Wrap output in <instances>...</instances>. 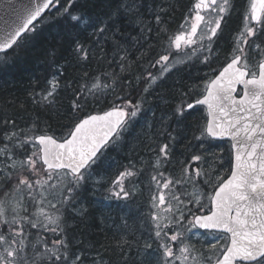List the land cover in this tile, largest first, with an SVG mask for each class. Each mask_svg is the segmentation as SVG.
I'll return each instance as SVG.
<instances>
[{
	"label": "trees",
	"instance_id": "obj_1",
	"mask_svg": "<svg viewBox=\"0 0 264 264\" xmlns=\"http://www.w3.org/2000/svg\"><path fill=\"white\" fill-rule=\"evenodd\" d=\"M245 1L248 2L235 0L238 7H235L231 22L224 26L218 41L220 52H212L207 63L195 60L178 66L179 70L195 68L198 71L170 72L155 87L150 88L148 93H144L146 84L137 82V77L147 75L142 72L141 66H147L150 60L154 62L160 54H165L162 46L168 43L170 37L174 39L175 35L180 34L200 0H72L71 11L81 15L82 20L106 22L107 30L100 38V43H94L95 29L85 23L81 22L76 28L68 26L67 16H61L60 13L69 6V0H58L35 25L33 31L27 33L10 52L0 56V147L11 148L22 158L26 157L21 153L30 152L28 144L22 143L29 141L28 138L37 134H51L60 138L67 133L68 128L65 125L69 123L68 105L73 99L72 92L82 85H87L91 90L83 108L88 115L116 107V98L129 93L133 103L137 99L143 101L137 116L129 117V127L122 130L121 137L114 147L107 151L109 163L115 161L109 181H115L119 173L126 169L135 173L124 180L126 190L130 192L129 197L126 200L121 197L117 201L110 191L112 183L108 184V180L100 183L101 195H111L110 197L119 204L121 200L126 202V210L128 204L131 206L128 218H120L116 222L112 218L111 223H106V214L101 205L95 203L96 197L93 195V187L99 183L86 176L75 194L78 206L82 204L84 207L81 212L76 210L74 203L71 206L68 203L58 206V210H52L50 218L56 220L55 225L48 218L44 226L25 228L30 234V250H27V255L32 257L39 253L29 264H50L44 251L51 248L52 242L57 239H65L67 247L80 254L83 262L94 261L100 257L103 258L104 264H132L137 250L143 248V235H149L147 239L157 237L153 236L149 221V218H152V207L148 203L150 194L139 199L140 194L135 193L137 190L132 188L136 185L135 177L145 173V163H135L133 160L138 158V153L144 146V142H141L142 139L144 141V136L141 138L139 129L149 119L154 120V131L163 141L168 144L180 142L179 148L177 147L179 153L175 149L168 158V162L172 164L169 168L186 167L185 163L194 153H198L201 158L203 156L206 174L201 171V174L194 178L195 183L207 194H210L212 189L206 187L202 181L209 178L211 171L220 173L223 178L229 174L230 161L232 163L230 144L227 141H212L205 134L202 135L201 141L196 140L206 124L207 118L203 108L194 107L183 111L182 114L176 113V108L181 105V99H178L181 95L184 101L183 109L188 103L199 99L204 94L207 81L229 59L236 33L240 30L239 24L234 25L233 20L238 12L240 17L244 14L239 6H243ZM150 16L152 17L149 18ZM150 19H153L154 24ZM250 40L256 39L252 37ZM225 42L229 43L228 46ZM256 42L264 49V42ZM77 44L88 50V59H83V53L77 54ZM172 52L174 55L170 57L176 56L174 45ZM212 69L215 72H209ZM152 72L159 76L160 66L152 69ZM105 74L113 75L105 79ZM53 78L58 81V87L52 102L48 106L35 102L34 94H44L46 89L51 90L50 81ZM93 84L97 87L93 88ZM173 117L178 118L176 123L171 121ZM5 132L17 135L9 142L4 139ZM219 161L223 162V169ZM190 162L199 166L202 159H192ZM175 163L177 165H174ZM192 167L191 164L190 170L193 171ZM147 168L153 171L150 163ZM180 168L173 170V173ZM108 169L109 166L103 161L102 155L100 162L92 168L99 176L105 174ZM211 177L215 182V178L212 175ZM178 196L186 204L189 199L192 200L187 192H178ZM100 199L102 197L99 195ZM188 206L195 208L194 202ZM113 209L120 215L119 206L114 205ZM189 220H193V217L189 216L188 220L183 222L180 230L185 236L181 244L171 243L173 249L189 244L187 233L194 226L188 223ZM123 222L124 226L119 227ZM52 227H57L62 235L52 236ZM174 231L176 229L173 227L168 228L163 237L164 243ZM59 251L63 252L65 249L61 248Z\"/></svg>",
	"mask_w": 264,
	"mask_h": 264
},
{
	"label": "snow or ice",
	"instance_id": "obj_2",
	"mask_svg": "<svg viewBox=\"0 0 264 264\" xmlns=\"http://www.w3.org/2000/svg\"><path fill=\"white\" fill-rule=\"evenodd\" d=\"M53 0H30L29 3H22L14 10L15 19H0V51L12 49L29 32L35 28L34 22L41 18L45 9H49ZM202 4L216 13L214 26L209 28L210 35L201 37L199 43L193 39L197 34L198 24L191 26V32L175 35L174 39L169 38L168 43L162 46L165 54H160L154 62L151 60L147 66H141L142 72L146 76L137 77L138 83H145L144 93H148L150 88L155 87L162 81L164 76L172 71L174 65L169 64L172 46L179 50L181 41L185 45L191 46L185 55H202L204 61H209V56L204 55L210 52V45L213 38L217 37L221 23L226 26V14L235 10V5L231 0H223L218 4L217 0H200L196 4L199 9ZM72 0L69 6L64 8L61 16H67L70 28L79 27L81 22L95 29L93 35L96 36L94 43H100V38L107 30L105 21L82 20L81 15L71 11ZM119 11V9H117ZM264 0H251L250 15L246 17L249 21H256L257 26H248L241 34L239 43L232 48L229 54L230 59L214 80L210 81V87L206 89L207 95L203 99L195 100L196 105H207L211 119L208 120L205 133L211 137H231V148L235 151V163L230 161V175L225 179L216 176L215 182L212 177L203 180L202 183L211 188L214 195H208V207L205 208L204 201H195L196 207L191 208L188 204L193 203L191 199L184 203L178 195L172 197L176 206L170 204L167 211L172 212L174 219L170 224L176 231L168 238V241L161 244L163 254V264H176L178 260H186L185 255L189 248L180 247V256L173 251L171 243L181 244L184 234L179 229L183 222L188 220L189 224L198 225L199 228L217 232L207 253L203 258L207 264H264V49L261 44L255 43L254 37L264 42ZM196 21H201L203 17L197 12ZM159 20V17H157ZM183 27V26H182ZM240 45H247L251 50L252 59L259 56V60L250 62V52ZM77 54L83 53V59H88L89 52L83 45L77 44ZM124 59L123 57L121 58ZM160 66V75H154L152 69ZM123 70V68H122ZM59 74V70H57ZM87 75V74H85ZM113 74H105V79ZM55 78H53L54 80ZM51 84V81H50ZM58 87V81H56ZM236 85L243 86V95L237 100L233 93ZM93 88L97 85L93 84ZM91 90L87 85H82L72 92L73 99L68 105L70 113L69 123L65 125L68 131L59 139L41 134L36 135L31 141L32 152L21 153L26 158L20 164V170L15 175L4 171L9 165L0 168V174L4 176V182L0 184V194L5 198L9 196L18 197L16 201L20 208H13L14 213L11 220H0V225L6 230V234L0 233V264H29L35 260L36 256L27 255L28 245L25 232V224L31 228L37 225L28 218V202L43 205L47 202L49 208L57 209L70 203L79 189L81 181L86 178L89 169L94 168L102 153L112 141L119 135L122 129L126 128V117H136L141 110L142 100L137 99L133 103L131 94L117 97L118 104L112 110L104 112L102 115H88L84 112V105L87 103ZM55 91L45 90L44 94H34V101L44 103L48 106L52 102ZM181 105L176 108V113L182 114L183 99ZM188 109H193L192 103L187 104ZM125 109H128L126 111ZM78 114V115H72ZM83 117V118H81ZM78 121V122H77ZM14 126V125H13ZM16 133H4V139L11 142ZM168 145L158 149L159 153L168 154ZM3 159L12 160L10 149L5 146L0 148V163ZM193 160L200 161V156H193ZM220 166H223L221 162ZM15 169V162L10 165ZM135 173L124 170L119 173L118 178L113 182V196L127 199L130 192L126 190L124 180L134 176ZM199 175V173H197ZM155 179V177H153ZM181 184L180 180L168 181L169 184ZM12 188L9 192L7 189ZM39 198V199H38ZM156 197H153V208H156ZM161 204L165 201V196H159ZM8 200L0 201V216L4 215V205ZM17 211H24L25 216L20 218L21 223L17 227ZM194 213H200L194 215ZM47 216V214L45 213ZM58 219V218H57ZM152 219L157 221L159 217L152 213ZM50 222L55 225L56 220L49 217ZM159 229V224L156 225ZM52 236H60L62 232L57 227L50 229ZM157 230L156 235L160 236ZM20 237V239H18ZM47 243V241H45ZM150 247V246H149ZM64 248L65 251H59ZM35 252L36 250L33 249ZM44 254L50 264H83L81 255L72 252L67 247L65 239H57L52 242L51 248H46ZM215 254V259L212 256Z\"/></svg>",
	"mask_w": 264,
	"mask_h": 264
},
{
	"label": "rangeland",
	"instance_id": "obj_3",
	"mask_svg": "<svg viewBox=\"0 0 264 264\" xmlns=\"http://www.w3.org/2000/svg\"><path fill=\"white\" fill-rule=\"evenodd\" d=\"M234 1V4H233ZM231 0V3L233 5H235V7H238V5H236L235 0ZM218 4H222L223 0H217ZM250 4H251V0H248V2H244L243 6H239L241 7V13L243 12L244 14H246V17H248L250 15ZM241 5V4H240ZM208 5H206L207 7ZM234 11H230L229 13H233ZM238 12V11H236ZM228 13V14H229ZM203 24L201 25L200 31L202 33V35L200 34V36H203L204 38H207L208 35H210L209 32V28L214 26V21L217 18L216 17V13L212 10V8H208L206 11H204L203 13ZM196 15L194 16H190V22L194 21L196 22L195 19ZM264 18V17H262ZM252 21H249L248 19L243 20L242 22L240 21V33L238 35L235 36L234 42H233V47H235L240 39H241V34L244 33L246 31V28L248 26H252ZM217 38H218V34L217 37L213 38V43L210 45L211 47L217 42ZM207 41V39H206ZM241 47H244L246 50H248L250 52L249 55V60L250 62H255L259 60V56L255 57V61H253L252 59V54H251V50L247 49V45H240ZM232 47V48H233ZM219 48V47H218ZM216 52H220L216 51ZM191 55H181V56H177V57H173L172 59L169 60V64L170 65H174V67L178 66L179 64H181L182 62L186 61L189 62L191 61ZM194 65V64H193ZM173 67V68H174ZM172 68V69H173ZM212 72V71H210ZM214 72V71H213ZM56 79H52L51 80V91H56L57 89V84H56ZM186 109V106L184 108V112ZM129 127V125L127 126V128ZM146 128V130H144ZM140 132L142 134V136H144V141L142 140L141 142H144V146L141 147L139 153H138V158L134 159L133 162L138 163H145V173H141L140 175L136 176L134 181L136 182V185H133L132 188H135V190L139 191H135V193H139L140 194V198H144L146 196H149L148 199V203L149 205L152 207V211H151V215L152 213H156V215L159 217V219L157 221H154L152 218H149V221L151 223V229L153 230V236H157L156 232L157 230L160 231V236L152 237L150 239H147V237L149 235L144 234L143 237L145 238V240L143 241V248L140 250L138 249L137 252L135 253V258H134V262L132 264H163V254H162V250L160 248V245L164 243V234L166 233V231L168 230V228L172 227V225H170V220H172V212H168L167 209L169 207V205L171 204L173 206V208H175V201L172 199L173 196L178 195V192H181L182 194L187 192L193 202L195 207L197 206L195 201L197 200H201L204 201L205 206H209L208 205V201H207V196L208 195H212V193L207 194V192L198 185V183H195V177H198L202 173H205V169H204V164L205 161H203V156H202V163L198 166L195 165L194 163L190 162V160H192L193 156H199L198 153H194L192 155L189 156L188 159V163L186 162V167H176V168H169V165L172 166V164H170L168 162V158L171 157V152L174 151L175 149H177V153H179V141H175V142H171L170 144L167 143V141H163L161 136H158V134H156V132L154 131V120L153 119H149V121H147V123L143 124L140 127ZM158 131V130H157ZM202 133H205V127L201 129ZM204 135V134H203ZM206 135V134H205ZM148 137V138H146ZM119 137L116 138V140L113 142V144L111 145V148L114 147V145L116 144V142L118 141ZM202 134H199L198 137H196V140H202ZM29 141L32 140V138H28ZM178 140H181L180 138H178ZM141 143V145H142ZM28 146L30 147V152L28 153L29 155L32 152V144L31 143H27ZM165 144H167L169 147L167 149V152L170 151L169 154H167L166 156L164 154L159 153L158 149L160 147H163ZM190 145V144H189ZM188 145V146H189ZM178 147V148H177ZM192 147H194V144H192ZM0 148H4V147H0ZM187 148V146L185 147V149ZM12 154L13 159L12 160H7V159H3L2 163H0V168L3 167V165H9V167L4 168V171L9 172L13 175L16 174V172H18L20 170V164L21 162L25 159L22 157H19L18 155H16L13 150L11 148H9ZM142 152V153H141ZM201 157V156H200ZM102 159L103 161L109 162L110 161V157L108 156V153L105 152L102 155ZM221 160V159H219ZM223 160V159H222ZM13 161L15 162V169H13L12 167H10V165L13 163ZM195 161V160H193ZM100 162V159L99 161ZM190 162V164H189ZM221 162V161H219ZM112 165L113 167L115 166V161L112 160ZM149 163L152 167L153 171H150L147 167H149ZM191 164H192V168L193 171L190 170L191 168ZM174 165H177V163H175ZM113 167L109 168L108 170H112ZM179 171H175L173 173V170H177L179 169ZM221 169H223V167H221ZM169 170H172L171 172ZM197 173H199V175H197ZM206 174V173H205ZM112 174H102L101 176H99V174H95V172L92 169H89V172L86 173V176L90 177L91 181L97 182L99 183V185H95L93 188H95L93 195L96 197L95 199V203H99L101 205V207L103 208L104 212H105V219H106V223H111L110 221L112 220V214L110 212H112L113 206H119V211H120V218H128V214H130L131 211V206H128V209H125V205L126 202L122 201L119 203H116L119 199L116 198L117 201H115L114 199H112L109 195L108 197L105 196L104 194L101 195L100 191L102 190L100 183L101 181H105L107 182V180L110 178L109 176H111ZM213 176L214 178L216 176H221L220 173H215V172H210V176ZM164 176V177H163ZM153 177H155V179H153ZM176 180H180L181 184H175V183H171L169 184L168 188L164 187V184L168 181H176ZM4 182V176L2 174H0V184H2ZM108 184L112 183V186L110 188V191L113 192V182L114 181H109L108 180ZM142 183V184H141ZM9 192L12 191V188L10 187L9 189H7ZM163 194L165 196V201L163 204L160 203L159 201V196ZM99 195L100 197H102V201H99ZM153 197H156V208H153ZM5 199L8 200V204L4 205V215L0 216V220L3 219H7V220H11L13 218V208H20V205L16 203V201L19 199L18 197H13V196H9L8 198H5L3 196V194H0V201H4ZM39 199V198H38ZM74 201L72 200L70 202V206L74 203L75 204V208L77 211H81L83 210V205L80 204L78 206L79 203L76 202L75 200V195L73 197ZM81 200V199H80ZM29 205H31V207H28V218L32 221V223H35L36 225H45V220L48 219L51 216L52 213V208H49L47 205V202H45L43 205L40 204H34L32 202H28ZM41 208V210H36ZM130 208V209H129ZM45 213L47 214V216L45 215ZM15 215L17 216V227H19L20 223H21V219L22 217L25 216L24 211H17L15 213ZM152 217V216H151ZM113 221V220H112ZM116 222V221H114ZM157 224H159V229H157ZM50 225V224H48ZM121 226H124V222L121 223ZM30 226H28L27 224H25V228H29ZM40 228H44V227H40ZM122 229V228H120ZM180 230V229H179ZM1 231H6L2 225H0V232ZM181 231V230H180ZM26 232V236L27 238L30 237L29 231H27L25 229ZM214 235H218V233L216 232H204L201 231L200 229L196 228L195 226L191 227V229H189L188 233H187V240L189 242L188 245H186L189 248V251L185 254L187 256L186 260H178L176 262V264H207V261L203 258V254L207 253L208 248L210 247L211 243H215V240L213 239ZM185 236V235H184ZM20 238V237H18ZM187 240H185L187 242ZM28 241V240H27ZM26 243V240H25ZM150 246V247H149ZM185 246V245H184ZM180 247H176V249H173V251L176 253L177 256H180V251H179ZM215 254H213L212 258L214 257ZM34 264V263H33ZM83 264H104V260L103 258H97L94 261H84Z\"/></svg>",
	"mask_w": 264,
	"mask_h": 264
},
{
	"label": "water",
	"instance_id": "obj_4",
	"mask_svg": "<svg viewBox=\"0 0 264 264\" xmlns=\"http://www.w3.org/2000/svg\"><path fill=\"white\" fill-rule=\"evenodd\" d=\"M55 0H53V2H54ZM30 2V0H0V19H8V20H13V19H15V15H14V10H17L18 9V6L20 5V4H22V3H29ZM49 9H45V11L41 14V17L48 11ZM40 18H38L37 19V21L39 20ZM37 21H35L34 23H36ZM10 50V49H9ZM9 50H5V51H0V53H2V52H7V51H9ZM224 67H226V65L224 66ZM223 67V68H224ZM223 68L221 69V71H223ZM220 71V72H221ZM220 72H218V74L216 75V76H218L219 75V73ZM216 76L214 77V79L216 78ZM213 79V80H214ZM211 85H210V83L208 84V87H210ZM242 89V94L241 95H243V86L242 85H236L235 86V91H234V93H233V96L238 100L239 98H240V96H238L237 95V93H238V91H239V89ZM205 95H207V91L205 92V94H204V96ZM204 96H202L200 99H203V97ZM193 105H196L195 104V102L194 103H192ZM201 106H204L206 109H207V113H208V120L209 119H211V116H210V114H209V110H208V108H207V105H201ZM110 110H112V109H109V110H107V111H110ZM107 111H104V112H107ZM104 112H102V113H96V114H92V115H102ZM127 118V117H126ZM125 118V119H126ZM49 136H52V135H49ZM53 137V136H52ZM53 138H55V137H53ZM213 139H226V140H229L230 142H231V144H232V141H231V137L230 136H223V137H212ZM57 139V138H56ZM232 151H233V162H232V164H234L235 163V159H234V156H235V151H234V149H232ZM198 228H199V226L198 225H196ZM201 229V228H200ZM202 230H205V229H202ZM209 231V230H208ZM243 263H247V262H243Z\"/></svg>",
	"mask_w": 264,
	"mask_h": 264
},
{
	"label": "flooded vegetation",
	"instance_id": "obj_5",
	"mask_svg": "<svg viewBox=\"0 0 264 264\" xmlns=\"http://www.w3.org/2000/svg\"><path fill=\"white\" fill-rule=\"evenodd\" d=\"M208 8H210V7H208V6L206 7V6H205L204 11H206ZM200 15L203 17V14H202L201 12H200ZM245 19H246V14H245V15L243 14V15L241 16V22H242L243 20H245ZM230 22H231V15L228 16V14H226V25H227V24L229 25ZM193 24H194V23H193ZM196 24H198L197 34H196L195 37H193V39H195V40L199 43L201 37H203V36H200V34L202 35V33H201V31H200V28H201V24H203V21L201 20V21L197 22ZM223 25H225L224 22L221 23V26H222V27H223ZM191 26H192V25H191ZM191 26H190V30H189L188 32H186V33L191 32ZM252 26H257V27H258L257 22H256V21L253 22ZM219 32H220V30H218L217 34H218ZM205 43H206V38H205ZM190 47H191V46L185 45L184 41L182 40V41H181V48H180L179 50H181V51H183V52H185V53H188L189 50H190ZM209 47L211 48V46H209ZM213 48H214V51H215V52H216V51H219L218 46L214 45ZM191 56H192V55H191ZM197 56H202V55H197ZM202 57H203V56H202ZM202 72H203V71H202Z\"/></svg>",
	"mask_w": 264,
	"mask_h": 264
},
{
	"label": "bare ground",
	"instance_id": "obj_6",
	"mask_svg": "<svg viewBox=\"0 0 264 264\" xmlns=\"http://www.w3.org/2000/svg\"><path fill=\"white\" fill-rule=\"evenodd\" d=\"M153 16V15H152ZM152 16H150L149 18H151ZM240 13L238 12V14H237V16H236V18H235V20H233V23H235L234 25H236V23H238V24H240ZM151 20V23L152 24H154V21H153V19H150ZM238 21V22H237ZM156 25H158V23H156ZM225 44H227V46H228V44L229 43H227V42H225ZM226 46V47H227ZM184 71H186V72H196V71H198V70H196L195 68H182ZM183 70H179V69H175L173 72H180V71H183ZM182 120H185V119H182ZM171 121H173V123H176L177 121H178V118L177 117H173V118H171ZM136 135V134H135ZM141 136V138H142V135H140ZM134 137V136H133ZM132 137V138H133ZM146 138H148V137H146ZM143 140V139H142ZM141 140V141H142ZM179 150V149H178ZM177 151V150H176ZM106 164H107V166H109V168H111V167H113V163L111 162V163H109V162H106ZM112 170H105V174H109L110 172H111ZM99 201H102V199H100ZM81 212V211H80ZM75 213L77 214L78 212H76L75 211ZM111 214H113V220L114 221H117V220H119L120 219V215H119V213L117 212V210L116 209H114L112 212H110ZM142 249V248H141ZM140 249V250H141Z\"/></svg>",
	"mask_w": 264,
	"mask_h": 264
}]
</instances>
